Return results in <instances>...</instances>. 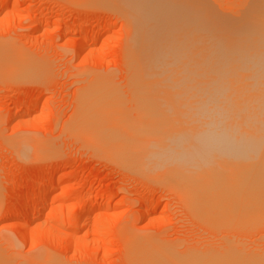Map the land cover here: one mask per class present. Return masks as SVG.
<instances>
[{"label":"rangeland","instance_id":"rangeland-1","mask_svg":"<svg viewBox=\"0 0 264 264\" xmlns=\"http://www.w3.org/2000/svg\"><path fill=\"white\" fill-rule=\"evenodd\" d=\"M180 1L188 10H197L204 23L212 19L207 12L217 17L214 22L234 21L247 4L246 0H175ZM1 2L0 264H6L4 259L7 264H147L151 258L162 264H184L190 257L201 260L226 252L234 253L242 264L264 261V216L257 219L258 211L250 210L253 201L256 205L260 200L262 182L191 184L194 194L206 191L203 200L199 196L195 201L191 185L177 186L179 182L161 169H150V174L113 156L107 158L94 147L89 133L78 131V107L96 82L116 92L124 124H138L140 105L129 86V46L136 31L123 0ZM45 187L50 191L44 196ZM230 192L238 198L233 193L230 198ZM223 194L232 199L231 205L223 201ZM212 196L222 203H210ZM241 198L239 205H245L236 213L234 204ZM240 207L246 208L240 212ZM25 208L27 217H18ZM35 209L41 213L34 218ZM89 209L98 212L82 222ZM17 221L26 223L23 232ZM76 221L83 226L77 228ZM63 231L71 233L68 239Z\"/></svg>","mask_w":264,"mask_h":264},{"label":"bare ground","instance_id":"bare-ground-1","mask_svg":"<svg viewBox=\"0 0 264 264\" xmlns=\"http://www.w3.org/2000/svg\"><path fill=\"white\" fill-rule=\"evenodd\" d=\"M123 1L130 10L129 16L136 31L131 37L133 45L131 48L129 46V65L132 68L129 86L134 91L135 98L137 97V105H140L139 113H136L140 117L138 124L136 126L124 124L125 119L121 116L116 92L109 89L106 83L96 82L83 94V101L78 107L77 120H75L76 127L79 128L77 130L82 129L83 132L89 133L94 147L106 154L107 158L109 155L113 156L127 167L137 165L132 167L144 168L142 170L148 171L161 169L175 182H179L176 183L177 186L180 183L209 186L208 183L216 182L221 184L232 181L238 183L258 181L262 182L261 187L264 190V0H246V7L234 21L214 22L215 15L211 14L210 17L208 12L204 13L206 17L208 14V17L213 19L207 18L210 21L207 23L199 20L197 10H188L181 1L179 4L175 0ZM0 4L3 6V2ZM1 59L3 56L0 57ZM135 116L132 117L136 118ZM161 177L164 175L162 174ZM49 184L48 186L51 187ZM51 185L56 186L57 183L52 182ZM192 187L191 185L190 192ZM179 188L181 190V186ZM259 189L256 188L254 191V193L257 191L256 197L260 194ZM48 190L50 191V188L45 187L41 195L45 196ZM217 190L215 194L221 198L220 192L218 193L220 188ZM181 191L177 194H181ZM262 191L261 201L257 200L256 205L253 201L250 206L251 208L255 206L254 210H250L258 211L260 214L261 218L257 219H262L264 216V191ZM226 192L228 193V189ZM191 193V196L198 197L195 201H199L206 191L200 195L196 192L194 194L193 190ZM231 193L236 196L234 192H230V198ZM224 195L223 201L225 198L230 204L232 199L228 200L229 195L228 198L227 194L225 197ZM236 197L238 198V195ZM249 197L252 198L251 193L248 199ZM210 198L208 199L209 201L212 199L210 202L212 204L216 201L222 203V199L213 200V196ZM242 198L240 201L237 200L238 205L237 202L234 204L236 210L232 209L231 204L229 205L230 208L232 207V220L234 218L232 210L236 212L238 206L245 205L244 201L239 205ZM203 199L204 196L200 198ZM249 200H246V203ZM204 202L207 205L206 200ZM245 208L239 209L240 212ZM25 209L18 214V217H27L29 211ZM225 209L228 208L223 210ZM217 210L213 212H218ZM97 212L95 209L87 210L81 221H87L88 217ZM247 212L251 213L249 210ZM40 213L39 209H35L32 215L35 218ZM249 213L248 215L251 216L252 213ZM74 214H70V219ZM234 215L236 218V214ZM256 216L259 217L257 213ZM254 219L255 216L252 220ZM16 223L21 232L26 229V223L21 221ZM76 223L77 221L75 222L77 228L83 224ZM63 233H60L63 234V238L71 234L66 231ZM226 253L219 257L221 253L216 254L217 257L215 254L211 257L204 256L201 260L190 257L187 259L191 262L185 259L183 263L242 264L236 261L237 257L234 253L229 255ZM165 255L168 261L167 254ZM152 259L147 264L159 263ZM3 261L7 264L5 259ZM261 261L255 264H264V261ZM170 262L173 261L170 259Z\"/></svg>","mask_w":264,"mask_h":264}]
</instances>
